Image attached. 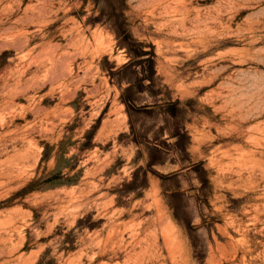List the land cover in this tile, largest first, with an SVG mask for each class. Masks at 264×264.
I'll use <instances>...</instances> for the list:
<instances>
[{"label": "rangeland", "instance_id": "rangeland-1", "mask_svg": "<svg viewBox=\"0 0 264 264\" xmlns=\"http://www.w3.org/2000/svg\"><path fill=\"white\" fill-rule=\"evenodd\" d=\"M0 264H264V0H0Z\"/></svg>", "mask_w": 264, "mask_h": 264}]
</instances>
